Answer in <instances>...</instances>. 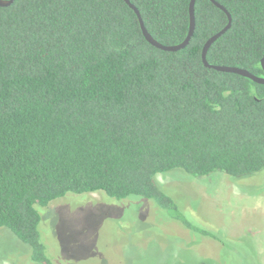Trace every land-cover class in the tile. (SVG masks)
Segmentation results:
<instances>
[{"label":"trees","instance_id":"trees-1","mask_svg":"<svg viewBox=\"0 0 264 264\" xmlns=\"http://www.w3.org/2000/svg\"><path fill=\"white\" fill-rule=\"evenodd\" d=\"M130 1L155 40L185 39L190 0ZM215 1L232 24L207 61L263 77L264 0ZM194 13L190 43L165 52L123 0L0 7V228L30 247L32 262L56 264L38 209L67 194L142 197L191 232L221 237L187 219L157 176L236 182L263 170L264 84L203 65L205 42L228 18L210 0H196Z\"/></svg>","mask_w":264,"mask_h":264},{"label":"rangeland","instance_id":"rangeland-1","mask_svg":"<svg viewBox=\"0 0 264 264\" xmlns=\"http://www.w3.org/2000/svg\"><path fill=\"white\" fill-rule=\"evenodd\" d=\"M157 180L187 219L230 245L191 232L142 197L67 194L38 209L48 257L56 264H255V256L264 264V169L236 182L180 170ZM30 257V247L0 228V264H38Z\"/></svg>","mask_w":264,"mask_h":264},{"label":"water","instance_id":"water-1","mask_svg":"<svg viewBox=\"0 0 264 264\" xmlns=\"http://www.w3.org/2000/svg\"><path fill=\"white\" fill-rule=\"evenodd\" d=\"M130 9H132L134 11V13L137 16L139 25H140V29L142 31V34L144 36V38L146 39V41L151 44L153 47L165 51V52H176V51H180L182 49H184L191 41L192 36L194 34V30H195V13H194V7H195V3L196 0H190L189 3V29H188V33L185 37V39L177 44V45H163L160 42H158L157 40H155L151 34L148 32L147 28L144 25L143 19L141 17V14L139 12V10L137 9V7L131 3L130 0H123ZM213 4H215L218 8H220L222 11H224L227 15L228 18V22L227 24L224 26L223 29H221L219 32H217L216 34H214L213 36H211L204 44L203 49H202V62L203 65L206 68L209 69H213L216 70L218 72H225V73H233V74H237L246 78H249L250 80L258 83V84H264V76L260 77V76H256L253 75L252 73L248 72L245 69L242 68H237V67H231V66H219V65H213L210 64L207 61L206 55L207 52L210 48V46L220 37L222 36L230 27L232 24V18L231 15L229 14V12L226 10V8L224 6H222L221 4H219L218 2H216L215 0H210ZM14 2V0H0V7H7L9 5H11ZM261 66L262 69L264 71V55L261 58Z\"/></svg>","mask_w":264,"mask_h":264}]
</instances>
